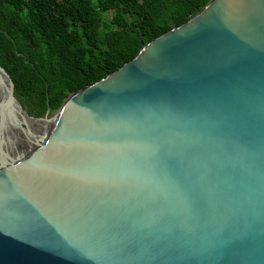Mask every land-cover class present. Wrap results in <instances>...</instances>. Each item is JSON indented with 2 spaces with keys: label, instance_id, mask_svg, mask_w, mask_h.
<instances>
[{
  "label": "water",
  "instance_id": "1",
  "mask_svg": "<svg viewBox=\"0 0 264 264\" xmlns=\"http://www.w3.org/2000/svg\"><path fill=\"white\" fill-rule=\"evenodd\" d=\"M12 87L0 64V264H264V0H210L50 115Z\"/></svg>",
  "mask_w": 264,
  "mask_h": 264
},
{
  "label": "trees",
  "instance_id": "2",
  "mask_svg": "<svg viewBox=\"0 0 264 264\" xmlns=\"http://www.w3.org/2000/svg\"><path fill=\"white\" fill-rule=\"evenodd\" d=\"M210 0H0V64L34 117L132 59Z\"/></svg>",
  "mask_w": 264,
  "mask_h": 264
},
{
  "label": "bare ground",
  "instance_id": "3",
  "mask_svg": "<svg viewBox=\"0 0 264 264\" xmlns=\"http://www.w3.org/2000/svg\"><path fill=\"white\" fill-rule=\"evenodd\" d=\"M0 112H1L0 113V125H6L4 129V133L8 134V137H9L8 146L10 147V150L14 152L19 150V148H22L23 150H25L24 144L19 142L23 140L20 137L21 132L18 129H16V127L14 126L15 122L12 121V118H10L11 116L10 115L8 116L6 112H3V111H0ZM14 115H16L18 119H24L25 122L29 125V127L35 130H39V129L41 130L46 125L44 121L24 118V114L17 112V111H14Z\"/></svg>",
  "mask_w": 264,
  "mask_h": 264
},
{
  "label": "rangeland",
  "instance_id": "4",
  "mask_svg": "<svg viewBox=\"0 0 264 264\" xmlns=\"http://www.w3.org/2000/svg\"><path fill=\"white\" fill-rule=\"evenodd\" d=\"M37 131H38V130H37ZM40 131H41V130H40ZM40 131H39V132H40ZM8 144H9V143H8ZM8 147H9V146H8Z\"/></svg>",
  "mask_w": 264,
  "mask_h": 264
}]
</instances>
